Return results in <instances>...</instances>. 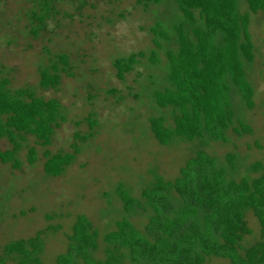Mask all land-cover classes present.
<instances>
[{"label": "trees", "instance_id": "trees-1", "mask_svg": "<svg viewBox=\"0 0 264 264\" xmlns=\"http://www.w3.org/2000/svg\"><path fill=\"white\" fill-rule=\"evenodd\" d=\"M162 1L136 3L145 8ZM166 1L174 5L170 6L181 19L165 31L158 26L149 29L157 54L166 60L165 83L151 93L156 107L163 109L161 115L147 120L153 137L160 145L173 138L198 139L203 144L205 137L225 142L228 130L237 136L251 133V127L236 117V108L237 103L253 106V88L243 69L254 56L248 14L264 10V0H244L245 13L239 11L237 0ZM39 9L40 13L32 14L38 22L33 34L50 11V0H40ZM147 53L138 50L115 57L116 78L122 80L143 58L152 64L159 62ZM68 69V56L54 54L49 66L38 69L39 86L55 87L60 80L58 71ZM65 119L57 98L36 95L29 85L11 89L8 79L0 77V139L9 143L8 148L0 149V162L19 169L17 153L26 137H33L41 147L48 146L54 129ZM84 119L88 131L73 133L83 141L95 134L97 121L92 112ZM255 145L259 147L257 142ZM26 147L25 159L32 164L37 159L35 148ZM76 154L74 149L50 152L43 148V173L60 175ZM239 158L236 152H227L220 163L204 149H197L173 179L156 175L141 188L138 198L122 192L119 185L116 194L123 211L144 216L141 226L117 218L113 229L99 238L87 217L77 214L70 232L64 233L66 249L55 257L54 264H205L210 257L226 259L227 264H264V158L249 164L242 174L237 171ZM248 213L256 218L260 230L259 239L245 247L241 242L251 231ZM59 227L48 224L31 236L5 243L0 264L7 260L11 264H44L42 235Z\"/></svg>", "mask_w": 264, "mask_h": 264}, {"label": "rangeland", "instance_id": "rangeland-1", "mask_svg": "<svg viewBox=\"0 0 264 264\" xmlns=\"http://www.w3.org/2000/svg\"><path fill=\"white\" fill-rule=\"evenodd\" d=\"M39 1L0 0V77L8 79L11 89L29 85L36 95L57 98L66 119L54 129L48 146L26 137L17 153L19 169L0 162V255L5 243L31 236L48 224L59 225L42 235L41 260L54 264L66 249L64 233L70 232L77 214L87 217L99 238L113 229L117 218L141 226L144 216L123 211L117 187L122 185V192L138 198L141 188L156 175L173 179L197 149H204L220 163L227 152H236L240 174L252 162L263 161L264 10L248 14L254 56L243 69L253 88V106L246 108L233 97L236 117L252 132L237 136L228 130L225 142L205 137L201 144L198 139L173 138L160 145L147 120L163 113L151 93L165 83L166 60L157 54L149 29L158 26L165 31L172 22L178 24L181 15L173 10L174 5L166 0L145 8L136 0H50L51 9L33 34L38 22L32 14L40 13ZM237 1L239 11L245 13L246 3ZM138 50L148 51L159 62L152 64L143 58L122 80L117 79L112 60ZM60 52L68 56L69 69L58 71L60 80L55 87H40L38 69L49 66ZM91 112L97 120L95 134L84 141L74 138V132L83 135L88 131L84 118ZM26 146L35 148L37 159L32 164L25 159ZM8 147L0 139V149ZM43 148L50 152L74 149L77 154L60 175L50 176L42 171ZM247 225L251 231L241 242L245 247L259 239L260 230L250 213ZM97 255L102 252L98 250ZM205 264H227V260L210 257Z\"/></svg>", "mask_w": 264, "mask_h": 264}]
</instances>
